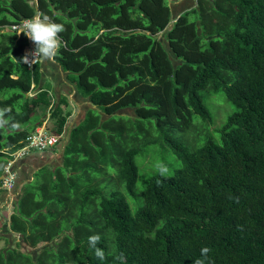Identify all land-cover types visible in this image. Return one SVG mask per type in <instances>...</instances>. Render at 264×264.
I'll list each match as a JSON object with an SVG mask.
<instances>
[{"label":"trees","instance_id":"1","mask_svg":"<svg viewBox=\"0 0 264 264\" xmlns=\"http://www.w3.org/2000/svg\"><path fill=\"white\" fill-rule=\"evenodd\" d=\"M37 12L65 25L55 61L96 108L62 165L22 184L4 225L25 250L0 249V264H193L205 246L211 264H264V0H196L175 20L168 0H0V107L21 125L0 132V198L38 110L51 107L61 137L67 123L65 99L33 92L40 63L26 66L28 38L10 28ZM220 90L234 111L202 133L214 120L204 99ZM152 147L169 175L141 181Z\"/></svg>","mask_w":264,"mask_h":264},{"label":"rangeland","instance_id":"2","mask_svg":"<svg viewBox=\"0 0 264 264\" xmlns=\"http://www.w3.org/2000/svg\"><path fill=\"white\" fill-rule=\"evenodd\" d=\"M35 1V0H34ZM169 1V5L170 8L175 11V15H177L180 11L187 9V8H191L192 6L195 5L196 0H168ZM173 19V17H172ZM172 22L168 25V27H171ZM162 33H160L159 37L162 38ZM53 75L56 76L57 78L60 76L61 78V71H57V69H53ZM59 79V78H58ZM51 85V81H48ZM37 85L34 89V91H37L36 89H38ZM39 90V89H38ZM215 95L210 96L209 97V101L205 98L204 102L206 103L207 107L210 109L212 116H213V122H206L204 125L202 123L197 124V129H202L201 132L205 133V131H207L208 133H214V131L226 120L227 116L232 113L234 111V107L232 106V104L226 100L224 92L223 91H218L216 93H214ZM85 99H83V102H75L76 98L74 99H69V103L63 104L64 108L63 112H66L65 110L70 109L68 111V115H67V123H66V127L64 129L63 132V136L61 138V146H63L69 139V133L68 129L69 127H71V125L73 123H75V121H78V119H80V117H76L78 114L79 116L83 115V112L85 111V106H87V104L90 102L88 97H84ZM75 100V101H74ZM53 105V104H52ZM66 105H69V107H66ZM50 110L51 107H41L38 111L39 114L45 116V120L43 122L42 125H45V127L50 130V131H54L55 128V121L52 117H50ZM118 114H125L130 116L131 118H134V110L132 108H126L123 111H119L117 112ZM109 115H104L103 120H105L106 118H108ZM70 130V129H69ZM216 135H218V133L216 132ZM140 137V136H139ZM122 143V142H121ZM59 145H57L56 147H54L50 152L52 154V158L55 160L54 161V165H59V163L61 164L63 161V158L61 159V155L63 150L61 151V149H58ZM154 147H152L150 149V151L148 153H146L145 155L141 156L138 158V165H139V178L140 180H144L147 178L149 172H152L155 168V166L153 165V159H154ZM158 151V150H155ZM168 151V150H166ZM162 157L161 155L159 156L158 154V158L160 160L161 163H163L164 161L168 162V164L171 163V160L166 157L163 156L164 154V150L162 151ZM157 153V152H155ZM15 157L13 156V159ZM12 159V160H13ZM11 160V162H12ZM173 164H175L174 162H172ZM54 165H52V169L56 168ZM56 165V166H57ZM4 172H6V170L4 169ZM16 174L15 172H13L11 169L9 170V172L5 173L2 177L3 179V185L2 188L6 189V192L8 190V193L6 194L7 196H5L7 198V200L5 202H0V249H3L4 252H6L9 249H13V248H18L17 246V241H18V235L10 233L9 230L7 229V227L4 225V220L10 215L12 208H13V203L16 201V199L18 198V194L20 192V189L15 194V192H12V186L15 185L13 182L16 179ZM19 177V176H18ZM98 177H100L98 175ZM139 180V181H140ZM23 183L20 184L19 182V186L21 188ZM138 184L140 185L141 183L138 182ZM6 222H8V220L6 219ZM8 239V241L6 239ZM43 244H39L38 248H40ZM22 251H24L25 249H20ZM28 250L30 252V254L34 255L35 257L37 256V251H33L30 247H28ZM31 250V251H30Z\"/></svg>","mask_w":264,"mask_h":264},{"label":"clouds","instance_id":"3","mask_svg":"<svg viewBox=\"0 0 264 264\" xmlns=\"http://www.w3.org/2000/svg\"><path fill=\"white\" fill-rule=\"evenodd\" d=\"M66 31L63 23L54 22L47 14L37 12L33 17L24 19L18 29L16 35L23 34L34 45V48L21 57V60L28 63L29 66L37 63L55 62L59 50L63 47V41L60 33ZM12 109L9 106L0 107V132H14L20 129L21 125L18 121L10 116ZM155 171L161 177H167L169 170L167 165L158 163ZM100 236L94 234L88 237V243L94 250L95 256L103 260L105 254L102 249L97 247ZM211 249L207 246L200 249V258L193 261V264H211L208 254Z\"/></svg>","mask_w":264,"mask_h":264},{"label":"crops","instance_id":"4","mask_svg":"<svg viewBox=\"0 0 264 264\" xmlns=\"http://www.w3.org/2000/svg\"><path fill=\"white\" fill-rule=\"evenodd\" d=\"M187 9H190V8H187ZM53 69H57V71L58 70L61 71V78L59 76L58 77L59 79H58L56 76L53 75V72H52ZM40 70H41L42 78L38 86V89L42 88L43 86L47 87L48 92H49V99L54 106H57L58 104H60V101L63 99H65V101L68 104H70L69 99L72 100L74 98H76V101L74 100L75 102H78V103L83 102V99L85 98L84 96L81 95L75 82H73L72 79L70 78L69 76L70 73L67 71H64L62 67L56 61L54 63L53 62L40 63ZM48 81H51L52 85ZM61 106L62 108H64L63 104H61ZM66 107H69V105H66ZM85 108L86 109L83 112L82 116H79V114L76 116L78 118L80 117V119H78V121H75V123H73L71 127H69L70 130L74 126L79 124L85 118L86 113L89 109L96 108V107L93 106L91 102H89L87 106H85ZM69 110L70 109L67 108V110L65 111H69ZM69 129H68V132H70ZM65 144L61 146V144L59 143L58 144L59 146L57 148L61 149L62 151L64 149ZM53 148L47 151H44V152H33V153H30L22 157L14 158L12 160L10 169L13 172H15V174L17 175L16 179L13 182L15 185L12 186V192L18 191L20 189L19 182L21 184V183H24L25 181L31 180L33 173L37 169L42 168V167H52V165H54L55 160L52 158V154L50 152ZM62 158H63V152L61 155V159ZM56 165L54 166L58 167L62 165V163L61 164L59 163V165L57 166ZM7 193H8V190L6 193L2 194V197L0 198V202L2 201L5 202L7 200V198L5 197L7 196L6 195ZM16 193L17 192H15V194Z\"/></svg>","mask_w":264,"mask_h":264},{"label":"built area","instance_id":"5","mask_svg":"<svg viewBox=\"0 0 264 264\" xmlns=\"http://www.w3.org/2000/svg\"><path fill=\"white\" fill-rule=\"evenodd\" d=\"M22 22V21H21ZM20 23L12 25L10 28L13 31H16L20 26ZM34 48V45L28 39V45L24 50V55L27 52H30ZM23 55V56H24ZM25 63V62H24ZM27 67L32 68L34 64L29 66L28 63H25ZM61 136L53 133L48 130L45 125H41L36 127L33 132H31L25 139L24 145L18 149L13 156L15 158L22 157L28 155L33 152H44L53 147H56L61 142ZM12 162L10 161L6 166L5 170L8 173L10 170ZM5 172V173H6Z\"/></svg>","mask_w":264,"mask_h":264},{"label":"water","instance_id":"6","mask_svg":"<svg viewBox=\"0 0 264 264\" xmlns=\"http://www.w3.org/2000/svg\"><path fill=\"white\" fill-rule=\"evenodd\" d=\"M186 10V9H185ZM185 10H183L182 12H184ZM182 12H179L177 15H175V11L174 9L172 10V17H173V20H175ZM166 46L168 47V45L166 44ZM169 53H170V56L173 57V52L172 50H168ZM119 111H123V110H119ZM102 117H104V115H102ZM103 119V118H102Z\"/></svg>","mask_w":264,"mask_h":264}]
</instances>
